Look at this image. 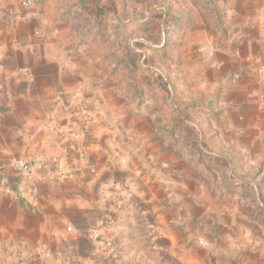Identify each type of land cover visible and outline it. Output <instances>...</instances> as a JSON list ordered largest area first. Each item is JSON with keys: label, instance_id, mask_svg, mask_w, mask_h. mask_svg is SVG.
I'll return each mask as SVG.
<instances>
[{"label": "crops", "instance_id": "obj_1", "mask_svg": "<svg viewBox=\"0 0 264 264\" xmlns=\"http://www.w3.org/2000/svg\"><path fill=\"white\" fill-rule=\"evenodd\" d=\"M24 7L10 17L15 27L0 20V236L15 238L14 252L29 254L27 264H264L259 219L249 216L239 193L218 182L194 181L197 193L184 180L168 183L167 167L177 177L182 172L167 153L155 170L136 165L119 135L103 127L97 103L105 85L88 81L82 53L56 36L42 6ZM263 9L259 0L235 6L234 29L224 39L209 33L202 17L200 37L188 41L195 64L211 62L197 74L210 95L209 138L221 140L216 126L224 125V141L250 149L259 189ZM19 159L21 176L12 165ZM94 229L102 242L95 249Z\"/></svg>", "mask_w": 264, "mask_h": 264}, {"label": "rangeland", "instance_id": "obj_2", "mask_svg": "<svg viewBox=\"0 0 264 264\" xmlns=\"http://www.w3.org/2000/svg\"><path fill=\"white\" fill-rule=\"evenodd\" d=\"M242 2L217 0L221 18L217 27L200 13L197 0H0V20L15 27L11 16L26 10L24 6H42L47 21L54 23L56 36L70 39L72 51L82 53L88 81L105 85L102 102L97 103L103 127L119 135L135 164L155 170L157 158L167 153V161L176 163L182 172L177 177L167 167L168 183L184 180L197 193L201 189L192 185L194 181L218 182L229 193H239L249 216L259 219V232H255L264 242V189H259L260 174L250 168L252 152L247 147L239 149L238 142L224 141V125L216 126L221 140L209 138L215 130L206 109L210 95L197 74L208 70L211 62L202 59L195 64L188 42L200 37L196 31L202 29V17L209 22V33L219 35L223 28L228 35L234 29L230 27L233 8ZM166 7L183 17L167 36L161 20ZM260 12L257 20L264 24V9ZM70 226L67 232L73 229ZM197 243L204 245V240ZM15 248L14 237L0 236V264H27L31 256L20 257Z\"/></svg>", "mask_w": 264, "mask_h": 264}, {"label": "trees", "instance_id": "obj_3", "mask_svg": "<svg viewBox=\"0 0 264 264\" xmlns=\"http://www.w3.org/2000/svg\"><path fill=\"white\" fill-rule=\"evenodd\" d=\"M199 3H198V6L199 7V10H200V13L206 17L209 21H213L212 24H213V27H217L216 25L219 24L221 18H220V15L217 14L218 13V9L217 7L215 6V3L217 0H197ZM162 17H161V20H163V34L165 36L168 35V32H169V28L173 27L175 24H176V20L179 18H181L180 20L183 19V17H181V14L180 13H175V14H172V11L170 8H164V11L162 12ZM189 20V19H187ZM210 21V22H211ZM214 29V28H213ZM223 39L227 37V34H224L223 33V28L222 30L220 31V34H219Z\"/></svg>", "mask_w": 264, "mask_h": 264}, {"label": "built area", "instance_id": "obj_4", "mask_svg": "<svg viewBox=\"0 0 264 264\" xmlns=\"http://www.w3.org/2000/svg\"><path fill=\"white\" fill-rule=\"evenodd\" d=\"M24 71L26 72V70H24ZM53 161L57 162L55 160V158H53ZM12 165L17 169L18 175L21 176L22 168L25 166V160L24 159L15 160L12 162ZM30 191L32 193H35L36 190L34 188H30ZM91 235H92V238L94 239V241L97 243L96 245L101 246L102 242H101L100 233L96 229H94V230H92ZM201 243H202V241H201ZM98 246H96V247H98Z\"/></svg>", "mask_w": 264, "mask_h": 264}]
</instances>
